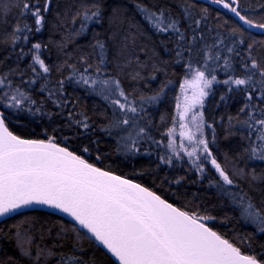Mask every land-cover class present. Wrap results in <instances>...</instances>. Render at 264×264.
<instances>
[{"label":"snow or ice","instance_id":"obj_1","mask_svg":"<svg viewBox=\"0 0 264 264\" xmlns=\"http://www.w3.org/2000/svg\"><path fill=\"white\" fill-rule=\"evenodd\" d=\"M133 3L0 0V238L17 253L0 264H264V0ZM174 65L172 126L157 139ZM215 86L224 111L209 119ZM69 87L103 103L89 114ZM186 182L213 194L189 197ZM224 208L236 215L217 223ZM232 219L254 231L219 230Z\"/></svg>","mask_w":264,"mask_h":264},{"label":"trees","instance_id":"obj_2","mask_svg":"<svg viewBox=\"0 0 264 264\" xmlns=\"http://www.w3.org/2000/svg\"><path fill=\"white\" fill-rule=\"evenodd\" d=\"M107 2L110 5L113 3H121V4H124L129 9L130 12L134 11L133 0H107ZM145 2H148V0H145ZM200 2L209 6L210 9H217V7H218L216 5H212L211 3H207L203 0H200ZM251 2L255 6L257 3H259V0H251ZM219 11L223 12L224 10L219 9ZM257 11H259V9H257ZM212 15L215 16L216 12L213 11ZM136 18L138 20L140 19V17L138 15ZM141 23H143V21H141ZM47 38H48V34H47V32H44V33L38 35L37 37H35L34 39L47 40ZM258 38H259V36H258ZM153 39L158 40L159 38L153 37ZM157 51L160 52L161 56L164 59L168 58V54L165 53L162 49H157ZM47 57H48V53H45V58H47ZM52 59H55V53L54 52L52 53ZM49 62H51V61H49ZM25 63H27V60L25 61ZM168 72H169V76L173 79L174 83L169 86L170 91L168 92V95L165 96L163 98V100L161 101V103L158 105V110H154V118L157 121H159L161 113L169 114V118H168V122L163 127H161L158 132L155 133L157 139H160V132H165L167 127H169L171 125V118L170 117H171V113L174 111V93H175V90L177 88V85L179 84L180 78L183 76V68L180 65H174L172 67H169ZM173 72L176 73V75L174 77L172 76ZM164 78L165 77L163 76V74H161L156 81L152 82L151 87L153 89L157 88L160 84V81L163 80ZM220 90H222V89L218 88L215 91V94L211 95L206 102L205 113L209 119H211V116L213 114H215L216 117H219V115L224 111L223 105H221L219 109L216 108V102L219 100ZM68 91L70 93H73L74 97L75 96L80 97V102H79L78 107L82 110L88 111L89 114H91L94 105L103 103L97 97L85 95L83 93V91L80 89H76L74 91L72 87H69ZM0 110H2V109H0ZM230 110H232V109H230ZM27 119L28 118L26 116H22L21 117V125L23 123H25L27 121ZM21 125H15L12 130L16 131V132H21L22 131ZM36 130L40 131L39 128H37ZM217 130L220 132V135L222 137L223 131L219 128ZM97 135L103 136V134H101V133H97ZM235 140H236V138H232L230 140L221 139L220 145L223 149L227 150L235 143ZM101 148H103L105 151L108 150L107 146L103 142L101 143ZM94 156H95V153L93 154V158H94ZM121 159H122L121 157H117V156L111 157V161H113V162H119ZM133 163H135L137 168H140L141 166L148 167L149 166V159L147 157H139L135 161H133ZM121 167L126 172L131 170V164H129L127 162L122 164ZM117 171H119V169H117ZM167 171L170 174L169 175L170 179L175 175H184L183 168L168 169ZM164 174H165V172L161 171L160 175L163 176ZM151 179L152 178L150 176L147 177L144 181L145 184L150 186L151 185ZM190 179H195V176L191 175ZM159 182H160L159 179H157V184H159ZM203 183H204V185H207V181H204ZM164 187L167 188V185H164ZM185 189L187 190L189 197H191L192 193H199L205 199H208V197L213 194V190L205 189V187H202L200 184H192L190 182H186ZM185 189H181V192L185 191ZM212 203H216L215 199L209 200V204H212ZM225 214H228L230 216L236 215L229 208H224L222 211L219 209L213 210V215H216L218 217L217 223H219V217H221ZM53 219L54 220L59 219V217L54 216ZM9 223H12V221H9ZM0 228H4L5 231L8 230L7 226L3 223H0ZM219 230L222 232L227 231L228 235L230 237L235 236L236 234L245 235L247 233H252L254 231V229L251 225H245L242 221H237L236 219H232L227 225H222ZM230 230H234V231H230ZM262 243H264V234H259V233L256 234L254 242H253V247L255 248L256 252L261 251L259 245ZM239 246H241L243 250L247 251V248L244 245H239ZM16 254L17 253H16V250L14 248L13 242L9 241L7 238H0V260H6L7 256H14Z\"/></svg>","mask_w":264,"mask_h":264},{"label":"rangeland","instance_id":"obj_3","mask_svg":"<svg viewBox=\"0 0 264 264\" xmlns=\"http://www.w3.org/2000/svg\"><path fill=\"white\" fill-rule=\"evenodd\" d=\"M215 87H216V89L220 88L219 86H215ZM178 90H179V84L177 85V88H176L175 93H174V108H175V95L178 92ZM208 98H206V102H207ZM171 126L172 125H170L169 127H171ZM176 140H177V143H179V125L178 124L176 125ZM164 143L165 144L167 143V138H165ZM152 159L154 160L155 158L153 157ZM186 160H187V157H185V161ZM184 166L187 167L188 165L184 164Z\"/></svg>","mask_w":264,"mask_h":264},{"label":"water","instance_id":"obj_4","mask_svg":"<svg viewBox=\"0 0 264 264\" xmlns=\"http://www.w3.org/2000/svg\"><path fill=\"white\" fill-rule=\"evenodd\" d=\"M203 1H205V2H207V3H210V0H203ZM229 15H230V14H229ZM42 211H43V212H48V211H50V210H48V209H43ZM55 216H57V217L60 218L61 214L56 213ZM64 219H65V220H68V219H70V218H68V217H64ZM0 220H2V218H0Z\"/></svg>","mask_w":264,"mask_h":264}]
</instances>
